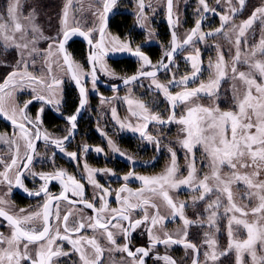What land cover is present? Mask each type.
<instances>
[{
  "label": "snow or ice",
  "instance_id": "obj_1",
  "mask_svg": "<svg viewBox=\"0 0 264 264\" xmlns=\"http://www.w3.org/2000/svg\"><path fill=\"white\" fill-rule=\"evenodd\" d=\"M117 0H102V11L98 12V18L101 21L99 31L103 36L106 19L109 12L112 11L116 5ZM221 3V0H217ZM228 4V12L230 14L217 13L214 8H210L207 0H199L202 6L203 13L212 12L220 15L221 27L215 29V33L209 32L207 35H214L223 33L224 36H229V31L225 29V25L229 20L234 18L236 8L233 6V0H226ZM241 7L245 4V0H238ZM138 22L141 27L144 26L143 21L146 19L144 15V0H138ZM19 8V0H10L7 9V18L0 16V40L5 44H14L17 48L28 49L29 44H34L35 41H27L23 44L17 43V34L20 40H25L27 36V27L20 23L17 15ZM173 0H167L168 22L170 27L173 26L172 20ZM199 11V9H198ZM258 14L264 18V8H257L252 16L242 22L239 26H235L231 31L235 32V47L236 52L233 57L231 71L234 74V79H239L246 85V90L243 96H236L237 109L221 111L217 107H206L201 104H192L186 108V114L177 118L175 108L178 104H188L193 98L199 99L200 94L204 93L212 96L214 89H218L221 79L224 78L225 64L224 57L221 54L218 62L210 67L215 68V78L210 79L209 82H200L198 86L191 87L189 81H195L198 74L201 72L200 66V50L197 48L194 54H189L185 57L186 61L191 63L192 72L182 76L179 80L173 74L172 78L167 83L159 82L156 77L159 71H169L170 65L173 62L174 54L178 49L183 50L184 46L194 45V38L199 36V40L205 39V34L202 32L203 15L196 20L195 26L187 34L183 41H179L175 30L172 32V47L170 51L165 52L167 62L162 59L159 65H152L149 57L145 55L139 47L132 50L129 43H122L118 38L114 39L112 52L129 51L132 55L139 58L141 68L136 75L131 77H124L123 83L131 85L134 81L141 77L152 78V86L169 101L172 109L167 119L163 118L159 113L151 111L142 100L134 98L131 95L132 89L129 88V95H126L123 100L128 105L131 116L135 118L137 123L123 122L117 118V110L112 108L113 119L119 124L120 129H127L133 133H138L140 137L149 143H155L157 150L160 148V140L154 137L150 132L149 124L155 123L158 125H165L170 123H177L182 125L184 137L179 140V143L188 154H191L193 159L187 165V175L179 174V166L177 163V154L171 147L168 151L171 153V162L166 167L163 173L155 176H141L135 175L133 172H128L122 177L126 182L116 192V200L120 204L119 208L109 210V202L107 197L111 194V190L103 187L96 179L97 173L112 175L110 169H93L84 164L86 172V179L89 184L97 189L96 196L93 199H98L100 207L97 208L93 202L84 200V185L74 175H69L63 169L53 170L50 173H36L31 170L34 154L36 152V141L43 139L46 145H51L53 148L59 150L73 160L78 161V153L68 152L65 148V142L69 140L73 132L77 128V118L81 110L84 109L87 103L86 87L82 81L90 75L93 85V90L96 87L98 79L97 67L106 75H114L109 73L104 62V57L108 54V50L103 47V40L94 45L99 49L98 52H90L88 57L91 73L85 72L81 65L77 64L71 59L65 50V44L72 36L80 35L88 41L89 45H93V40L90 37V32L83 31L79 28L66 29L63 32L62 38L56 41L58 50L63 54L64 63L68 67V72L71 73V79L75 81L79 89V106L76 114L66 117L70 126L67 136L63 138H53L46 131H42L41 113L44 111L43 106L37 113L35 120L28 115L29 105L33 101L42 102L43 105H55V110L59 111L60 100L52 98L56 90L61 84L60 80H54L52 83H46L43 86L47 88L49 95L42 93H35L31 99L27 100L22 106L15 105L11 108L6 106L3 97H0V118L10 121L13 128L19 130L18 139L25 141V148L27 149L25 155H19V146L15 139H6V134L0 136V141L10 143L16 146V154L11 157V162L5 164V170L0 172L3 177V183H6L9 192L13 186L23 188L29 196L45 197L44 203L40 205L41 211L30 212L27 209L21 208L19 213H11L4 207H0V217L7 221L8 227L11 229L9 236H4L0 233V264H57V260L61 256H70L68 251L58 244V241H67L75 253L79 254L81 264H102L103 249L95 238H88L87 236H77L84 229H91L93 231L102 229L110 244L115 246L116 251H121L127 254L130 258V264H147V259L152 258L151 253L157 245L163 244L171 246L175 244H182L185 248H191L199 255L197 246L187 240V231L183 233L180 238L174 236L167 231L163 236L157 234L154 229L157 225H164L167 218L160 215L159 206L154 202L153 197H157L170 209L171 217H179L183 221L185 228L190 226L191 222L185 217L184 211L187 207L186 202L177 203L171 191H178L182 187L190 189L193 193L199 192V196H193V200L203 201L212 193H219L216 200L210 201L205 209L209 213L208 222L209 227H214L219 218V209L223 206L225 217L228 220V245L224 251L217 250V240L211 235L206 234L204 243L208 246V250L204 252L205 264H215L221 256L227 255L231 251H235L236 264H245L243 259L244 254L251 256L252 264H264V255H258L257 245L264 246V180H259L262 170H264V39H261L259 44L248 45L247 41H242L241 37L245 36L246 31L251 28L253 22L257 19ZM67 11H65V17ZM29 26L33 32L37 29L32 24L31 17L28 18ZM230 38V37H229ZM231 39V38H230ZM244 48H241V45ZM52 48V45H49ZM32 51H36L35 48ZM23 62V61H22ZM247 65L248 71H238L239 64ZM26 67V66H25ZM150 67L151 70L145 71V68ZM20 76V82L17 83L15 78ZM37 80L36 77L31 76L26 70L21 72L15 70L11 72L8 77L0 84V93H5L11 96V92L5 90L11 85L13 88L19 87L23 89L24 81ZM38 83L40 81L37 80ZM173 86L181 87L182 90L172 93L170 88ZM254 90V91H253ZM113 91H116L114 88ZM109 102L102 99V103ZM16 135L15 133L13 134ZM101 135H105L101 131ZM108 145L113 152H119V149L113 142L108 139ZM200 146L209 161L207 165L210 169V174H204L201 178L197 173L195 164L194 149ZM89 146L84 145L82 151L87 153ZM97 153L103 149L96 147L94 149ZM120 155L126 156L125 153L120 152ZM131 159V157H126ZM224 166L231 169L230 172L224 173ZM252 168L251 173L240 172V169ZM15 169L14 184L13 179L8 175L10 171ZM26 172H29L33 177L39 176V179L44 183L36 191H30L24 187L22 177ZM136 179L142 183V187L136 192L127 186L130 179ZM57 181L60 183L62 191L59 195H52L49 191V183ZM243 183L248 191L246 196L248 198L255 197L258 201L257 205L248 208L247 205L241 207L235 202L232 185ZM71 192L72 196L77 197V200H72L67 193ZM122 193H128L127 196H122ZM7 195V193L5 194ZM226 195L227 205L221 203V196ZM136 199V203H132V198ZM244 197H241L243 200ZM59 201H67L69 204L82 203L84 208L91 209L94 213L90 217H80L73 222V226H69L68 221L71 212L65 213L63 217L60 216ZM7 204V201L0 197V206ZM55 207V223L56 228L53 231V215L52 208ZM148 208L155 209L149 215ZM143 209L144 215L142 217L133 218V213ZM249 211L255 217L252 222H249L245 217L249 215ZM106 212L109 215H104ZM231 213V215H228ZM239 213V216L236 214ZM42 218V229L37 230L30 225L33 221ZM87 220V223L85 222ZM60 224L63 225V231L60 230ZM142 225H149L147 228L149 236V245L147 247H139L134 251L129 246L131 233ZM233 225L242 227L246 233L247 238L242 239L238 234V228H233ZM116 229L117 232H113ZM120 234L124 237L125 243L123 246L117 245L115 239L116 235ZM76 237V238H74ZM35 245V248L31 246ZM85 245L94 250V258H91L86 252ZM156 260H163L164 264H175V262L168 256H155ZM192 264H200L198 258H194Z\"/></svg>",
  "mask_w": 264,
  "mask_h": 264
},
{
  "label": "flooded vegetation",
  "instance_id": "obj_2",
  "mask_svg": "<svg viewBox=\"0 0 264 264\" xmlns=\"http://www.w3.org/2000/svg\"><path fill=\"white\" fill-rule=\"evenodd\" d=\"M121 1H119V5ZM246 2L247 3L251 2V0H246ZM207 3L210 8H214L216 12L220 14H225V9L228 6L226 0H221V3L219 4H217V0H207ZM144 5H146V0H144ZM149 5L151 8L152 4L149 3ZM128 8L131 9V6H129ZM158 13L162 17L161 22L164 23V27L167 32V36H166L167 38L165 39L164 37L160 36V33L158 32L156 25L155 30L158 32L159 36L157 38V42L154 44L141 45V43L145 42V38L143 35L139 33V31H134L133 26L135 24V17L129 11L117 10L115 13L110 12L111 18L106 31L114 34L119 39L120 42H123V40L128 41L132 38L136 43V46L140 47L141 51L149 57L152 65L159 64L160 61L163 59L162 48L163 47L166 48L168 45L170 46V50H171L172 47V37L166 22V0L164 5V11L160 9L158 10ZM126 14H129L131 16V26L127 30V32L124 33V35L119 36L116 33L112 32L110 28V24L114 19L118 18L121 15H126ZM201 15H203L202 32L205 34V39L201 41L199 40V36H197L196 38H194V45L185 46L184 49L181 51L180 49H178L177 51L178 53L174 57L170 67H172L173 74L175 75L177 80H179L182 76L186 74H190L192 72L191 63L189 61H186L185 57L189 54H194L195 50L198 48L200 50V66L202 70L198 74V78L195 81H191V80L189 81V85L191 87H196L199 85L200 82L207 83L209 82L210 79L215 78L216 75L215 68L210 67V65H215L218 62L220 55L222 54L224 57L226 74L224 78L221 79L218 89H214L212 96L207 95L205 97L207 99H205L202 95L203 93H201L199 99L193 98V100L190 101V104H201L207 106L204 103H206L210 97H214V99L216 98V103L219 105L221 111H227V110L238 111L236 95H240L242 97L243 93L246 90V85H244V83L239 79H234V74L231 71L233 57L235 56V52H236V47L234 44L235 33H230L231 31H229V36L226 37V41L228 43L222 41H216L217 39L219 40L220 37L224 36L223 33L207 35V33L209 32L215 33V29L221 27L220 15L213 14L212 12L203 13L202 6L199 4V0H185L184 4L181 5L180 12H176L174 10V0H173V11H172L173 26L171 27L172 31L173 29L175 30L179 41L182 42L183 39L186 38L187 34H189L190 30L195 26L196 20L199 19ZM241 21H246V20L245 18H242ZM226 26L227 25H225V29ZM72 28H78V27H72ZM260 33H262V29L261 31H259L258 26L255 24V26L253 25V27H251L246 31L245 36L241 37V40L242 41L246 40L248 45L259 44L258 39H260L259 38ZM98 34L96 36V43H98ZM104 35L102 36L101 40L103 39ZM91 39L93 40L92 37ZM164 39L165 41H163ZM76 40H79L84 44L85 47L84 57L86 58L85 64L90 72L88 66V59H87L88 54H90V52H98L99 49L94 47V45L96 44L94 40H93V45H90L89 49L87 47L86 42L82 38ZM70 44L71 43L65 45L66 52L71 57V59L75 61L73 54L69 50ZM220 45H222L221 48ZM130 47L132 48V50H135L134 48L135 46H132L130 44ZM152 47H155L159 50V59L157 61H153L152 56L149 53ZM241 48L242 49L244 48L243 44L241 45ZM128 53L131 52L124 51L121 53H113L108 50L107 55L111 57H119V56H124ZM108 56H105L104 59L107 61V66H109L110 69L115 74H118L113 67V64L115 62L124 61V60H133L137 64V60H139V58H130V57L118 59V60H110ZM164 60H166V57L164 58ZM237 67H238V71H248L247 65H244L242 63L239 64ZM147 69L148 68H146L145 70ZM137 72L138 71L136 70L134 73L130 75H133ZM163 73H161L156 78L160 77ZM97 75L104 83L109 85L117 84L122 80V78L130 76V75L125 76L118 74L122 76V78H120L117 81H113L114 79L105 76L104 73L100 71L99 67H97ZM70 83H71V88L75 91L77 97L76 108L74 112L72 114H66L67 108L65 105L64 93H63L62 102L59 107V111H56L53 105H50V107L48 105H45L47 107V110L45 111V113L40 114L42 121L41 130L46 131L53 138H63L64 136L68 135L70 126L68 124L66 117L76 114L77 108L79 106L80 96L77 93L75 87L73 86L71 80ZM96 86L97 89L93 98L88 97L86 91L87 103L85 105L83 114L76 121L77 123L76 130L73 132L69 140L65 142V148L68 152L78 153V161L71 159L69 156L53 148L51 145H46L44 140L40 139L35 142L36 152L34 154L33 163L31 165L32 171H35L36 173H50L53 170H57V169L65 170L69 175H74L84 185L83 199L93 202L96 205V207L99 208L100 207L99 200L93 199V197L96 196L98 190L95 189L93 185L88 183L86 179V172L84 170V164L87 163L88 166L93 169H105V168L110 169L113 173L112 175L103 174V173L96 174V179L98 180V182L103 187H106L111 190V194L107 197V200L109 202V210L120 207V204L116 200V192L122 186L125 185L126 182L122 179V177L126 175L128 172L131 171L135 175L149 176V177L159 175L164 172L166 162L169 161V159H171L170 155L168 154V149L165 146H167L168 148L171 147L173 151L176 152L177 163L179 166V174L184 176L187 175V165L192 160V155L188 154L186 150L183 149L179 143V140L182 139L185 135L184 132L181 130L183 127L182 125H172V127L169 129L170 131L165 130V128L169 127V125H158V124L149 125L148 131L150 132V134H152L154 137L160 140L159 150H157L155 143L148 144V141L142 139L138 133H133V132L126 133L125 130H122V135L120 137H117L116 139L117 148L127 152L128 154H131L133 157H137L138 159L136 158L135 160L132 161H124V159H121L117 155V153H109L107 156L106 155L104 156L102 154H97L94 149L97 146H100V144H98V139L95 137V133L92 130L93 127L89 123L88 125H86L84 122H82V118L84 117L88 101L89 100L95 101L100 96L107 95L111 92L120 91L128 86L118 89L116 91L104 89L101 86H99L97 83ZM239 87H241L242 89L240 91H237ZM178 88L179 87L174 86L171 92L176 93L182 90V89L179 90ZM10 90H7L6 92H9ZM0 97H3L6 106L9 108L15 106V103L21 104L22 106L27 100L32 98L29 97L23 102L24 95L20 94V92H15V93L11 92V97H12L11 102L8 100L7 98L8 95H6L5 93L3 94V96L1 95ZM19 100H21V103ZM38 102L39 101L34 100L33 103L29 105L27 111H28V115L31 118H33L34 115L37 114L39 111L40 107L37 104ZM185 107L186 106L184 105L178 104V106L175 108L174 111L177 118H178V114L180 113V110ZM48 114L52 115L55 118V120L52 121L48 120L47 118V116H49ZM153 129H159L160 131L158 133H152ZM13 130L19 132L18 129L13 128L10 121H6L3 118H0V135L6 134L5 137L6 139H12V136H14L13 135L14 133L12 132ZM86 133L88 134L87 137L90 138L91 140H89L87 137L85 138ZM163 134L170 135L171 140L165 141L162 137ZM123 136L126 137L122 138ZM80 141H84L85 143L78 144V142ZM16 143L19 146V155L23 157L27 149L26 148L23 149V146L20 143L18 142ZM85 144L88 145L90 149L87 153H84L82 151V148ZM16 151H17L16 146L10 143H5L3 141H0V172H3L5 170V164L11 162V157L16 154ZM195 151H200V150L198 147H196L194 149V152ZM194 159L197 168V173L202 178L203 175L205 174L204 172L206 171V168H208L207 165L209 164L206 154H204L203 156H196V157L194 156ZM223 171L224 173L228 172L227 166H224ZM8 175L11 179H13V184H14L15 169L10 171ZM0 181H3L2 176H0ZM22 181L24 187L30 191L38 190L41 187V185L44 183L39 179V176L33 177L29 172L25 173V175L22 177ZM237 184L240 193H242L239 194V192H237L236 194H239V197L237 196L234 197L235 202L237 204H239L241 207L247 205L248 208L250 209L251 208L250 206H253L258 203L257 200L254 201V197L248 198L246 196L247 190L244 188L243 183H237ZM127 186L131 188L133 192H136L138 189L142 187V183L132 178L127 182ZM49 191L52 195H59L60 192L62 191L60 183L57 181H51L49 183ZM0 193H1L0 197H2L7 201V204L2 205L0 207H4L7 211L11 213H19V210L21 208L27 209L30 212L32 211L42 212V209H40L39 206L44 203L45 197L43 194L41 196H29L27 192L23 190V188H19L15 186H13L11 188V191L9 192L8 185L3 182H0ZM6 193L7 195H5ZM170 194L173 196V198L177 203L180 202L187 203V207L184 211V215L191 222V224L190 226L185 228L183 221L180 220L178 216L175 218L171 217L170 209L167 208V206L163 203L161 199L157 197H153L154 202L159 206L160 215L167 218L166 223L162 226L157 225L154 231L161 236H163V233L167 231L168 233L172 234L174 238L182 237L183 233L187 231L188 234L187 240L197 246V248L199 249V255L197 256L196 252H194L191 248H185L184 245L182 244H175L171 246H165L163 244H160L157 245L155 249H153L152 253L150 254L152 258L147 259V264H164L163 260L155 259L156 255H159L161 257L164 255H168L175 262V264H192L194 258H198L200 264H205L203 248L205 249L204 246L206 244L204 243V241L206 239V234L207 235L211 234V228H209L208 220H206L205 222L202 218H200V216L204 214L203 212H205L208 203L210 201H213L215 197H217L220 194L212 193L208 195L206 199L203 201H200L198 199L194 201L193 196L195 195L196 197H198L199 192L193 193L190 189L184 187H182L178 191L173 190L171 191ZM67 195L72 200L78 199L77 197L72 196L71 192L67 193ZM127 195L128 193H122V196H127ZM223 196L220 197L221 203L222 205L226 206L227 198L226 195ZM241 197H244V199L241 200ZM131 202L136 203L137 201L133 197L131 199ZM58 203H59V211L61 218L65 213L71 212V216L68 221L70 227L73 226V222L79 219L80 217H90L94 215L92 210L84 208L82 203H77L75 205L69 204L67 201H59ZM51 211L53 213L51 217V220L53 221V231H55L56 228L55 207H53ZM154 211L155 209L152 208L147 209L149 215H151ZM109 214L110 213L106 212L104 215H109ZM219 214L220 216L225 215L223 206L219 209ZM143 215H144V210L138 209L133 213V218L142 217ZM237 216H239V213H237ZM219 219L220 217L218 218V220ZM85 222L87 223V220H85ZM226 222H228L227 218L223 217L221 226L218 224V226L220 227L219 231H220L221 241L222 240L225 241L226 238H228L227 235L228 228L225 226ZM30 226L37 230L42 229L43 226L42 218L33 221V223ZM148 226L149 225H142L140 228H137L134 232L131 233L129 246L133 251L136 248L147 247L149 245V236L147 231ZM236 228H238L239 236L242 239H246L247 238L246 231L239 226H236ZM60 230L61 232L63 231L62 224H60ZM112 231L117 232L116 229H112ZM10 232L11 229L8 227L7 221L3 220V218L0 217V233H3L4 236H9ZM80 235L87 236L88 238H95L98 241L99 245L103 249L102 264H130V258L127 257V254L121 251H116L115 246H113L108 242L106 235L104 234L102 229H97L93 231L91 229L86 228L80 234H77V236ZM115 239L117 241V245L119 246H123V244L125 243L124 237L120 234H117ZM57 243L60 244L65 251H68L70 253V256L59 257L57 260V264H81L79 254L73 251L72 246L67 241H58ZM31 247L35 248L36 246L33 245ZM263 247L264 246H261L259 244L257 245L258 255H260L261 252H263ZM85 249L88 255L91 258H94L95 255L94 250L87 245H85ZM245 256H246L245 264H247L248 260L250 259L246 254Z\"/></svg>",
  "mask_w": 264,
  "mask_h": 264
},
{
  "label": "rangeland",
  "instance_id": "obj_3",
  "mask_svg": "<svg viewBox=\"0 0 264 264\" xmlns=\"http://www.w3.org/2000/svg\"><path fill=\"white\" fill-rule=\"evenodd\" d=\"M119 1L121 0H117L116 5L113 7L111 12L115 13L117 10L129 11L135 17V24L133 26L134 31H139V33L143 35L145 38V42L141 43V45H149L156 43L159 34L155 29H156V25H158L162 19L161 15H159L158 13V10L162 9L164 11L165 0H146V5L144 8V15L146 19L143 21L144 24L143 27H141V24L138 22V12H139L138 0H122L120 2V5H119ZM184 2L185 0H174V10L176 12H180L181 5L184 4ZM9 3L10 0H7L5 3L6 12L5 14L0 16L7 18L8 15L7 9L9 7ZM55 3H57V6L54 9V11L52 10L47 11L46 9H44V6L46 7V5L42 2V0H19V8L17 15L19 17L20 23L27 27V36L25 40H20L19 39L20 34H17V43L23 44L27 41L34 40L35 43L34 44L30 43L28 49L17 48L14 44H5L3 40H0V84H2L3 81L8 77V75L15 70H19L21 72L26 70L31 76L36 77L37 80L40 81V83H38L37 80H33V81L25 80L23 89L19 87L13 88L11 85L8 87L9 89L7 90L11 89L10 91L12 93L20 92V94L24 95L23 102L29 97H33L34 95L33 89H35V93H42L48 96L49 92L47 88L44 87L43 85L46 83H52L54 80H60L61 84L59 85L58 89L55 92L54 97L52 98L59 99L61 105L62 95L67 88H71V83L68 78L67 71L62 63L56 41L61 38L63 32L66 29L72 27H78L86 32H90V36L93 38L94 42L96 43V36L99 32V28L101 24V21L98 18L97 13L102 11V0H56ZM149 3L152 4L151 8ZM233 5L236 8V13L234 18L230 19L226 26V30L228 31H231L233 27L239 26L242 22H244L241 21L242 18L248 20L252 16V13L257 8H264V0H251V2L248 3L245 0V4L242 7L238 3V0H233ZM129 6H131V9L128 8ZM65 11H67L66 17H65ZM225 14H230L228 12V6L225 9ZM29 17H31L32 24L35 25L37 29L36 32H33L31 26H29L28 23ZM254 22L253 25L255 26L256 24L259 28V31H261L262 29V33H260L261 37L259 36L260 39H258V43H259L261 39H264V18L260 17V15L258 14L257 19ZM253 25L251 27H253ZM230 33H235V32L231 31ZM115 38L117 37L114 34L106 31L102 39L103 47L111 51ZM76 39H80L78 35L72 36L66 44H69ZM216 41H222L228 43L226 41V36H222L219 38V40L217 39ZM128 42L132 46H135L134 47L135 49L137 48L136 43L132 38L128 41L123 40L122 43H128ZM49 45H52L51 49L49 48ZM221 47L222 45H220V48ZM33 48H35L36 51H32ZM166 51H170V46L167 45L166 48L164 47L162 48L163 59L165 58ZM9 52L10 54H13L15 57V61L12 62V64L8 63V61L5 60V57L8 55ZM113 53H121V52H113ZM75 62L81 65L82 68L85 70V72L90 73L88 67L85 64L86 63L85 57L82 60L75 59ZM104 62L107 66V61L105 59ZM137 65H138L137 71H139L141 68V62L139 60H137ZM155 65H159V64H155ZM107 69L109 73L114 74V75H106L104 73V75L107 76L108 78H113L114 79L113 81H117L120 78H122V76L115 74L110 69L109 66H107ZM172 76H173V69L172 67H170L169 71H165L160 77L156 79L159 82L167 83V81L170 80ZM15 80L17 83H19L20 76L18 75L15 78ZM151 80L152 78L144 79L139 82H135L134 84H131L120 91L111 92L107 95L100 96L95 101H90V100L88 101L84 117L82 118V122H84L86 125H88L89 123L93 127L92 130L95 133V137L98 139V144H100V146L97 147L103 149V151L100 153L96 152L97 154H102L104 156L105 155L107 156L109 153H117V155L121 159H124V161H132L137 158V157H133L131 154H128L123 150H120L119 148H118L119 152L125 153L126 156L120 155L119 152H113L108 145V139L113 140V142L116 145L117 137H120L122 135V129H120L119 124H117L116 120H114L112 116L111 110L113 107H115L117 110V118L119 120L126 123L127 122H131L133 124L137 123L135 118L131 116L128 105L123 100V98L126 95H129V88L132 89L131 95L134 98L142 100V102H144L151 111L159 113L165 119H167V117L170 114H172L169 101L163 96V94L159 93L154 88V86H152ZM82 82L86 86L88 97L93 98L96 93L97 86L95 87V90H93L91 76L88 75L85 78V80ZM173 88L174 86L170 88V91H172ZM178 89L181 90L182 88L179 87ZM241 89L242 88L239 87L237 91H240ZM3 94L4 93H1L0 96L1 95L3 96ZM202 95L204 98L207 96L204 93ZM7 98L10 102L12 101L11 96H8ZM102 99L105 101H110V103L109 102L102 103ZM19 101L21 103V100ZM17 104L18 103H15V105ZM37 104L39 105L40 108L43 106L44 111L42 113H45L47 107L43 105L42 102H38ZM204 104L207 105L206 107H213V108L217 106L219 107V105L216 103V98L214 99V97H210L208 101ZM181 105H184L186 107L180 110V113L178 114V118L186 114V108L188 106H192L190 102L187 105L186 104H181ZM53 106L54 108L56 107L55 105ZM36 115L37 114H35L34 117L32 118L33 120H35ZM165 125H169V127L165 128V130L170 131L169 129L172 127V125H179V124L173 122ZM123 130H125L126 133L131 132L127 129H123ZM101 131H103L105 135H101ZM159 131H160L159 129H153L152 133H158ZM12 132L16 134L15 136H12V139H15L16 142L20 143L23 146V149H25V141L18 139L19 132L15 130H13ZM163 135L162 137L165 141L171 140L170 135H164V136ZM87 136L88 134L86 133L85 138ZM124 137L126 136H123L122 138ZM88 139L91 140L90 138ZM84 143H85L84 141L78 142V144H84ZM165 147L168 149L167 146ZM197 147L199 148L200 151L194 152L195 157L203 156L205 154L203 148L200 146ZM168 154L171 157V153L169 151ZM126 157H131V159H128ZM170 162L171 159H169V161L166 162L164 170L166 169L167 166H169ZM252 170H253L252 168H245V169H240V172L251 173ZM230 171L231 169L228 168V172ZM204 173L210 174L209 167L206 168V171ZM257 179L264 180V170L261 171L260 176L257 177ZM243 186L248 191V189L244 184ZM232 191L234 197L236 196L239 197V194H242L240 193L238 184L232 185ZM237 192H239V194H236ZM216 198L217 197H215L214 200H216ZM255 200L257 199L254 197V201ZM256 205L257 204L250 207H254ZM203 213L204 214H202L200 218H202L206 222V220H208L209 213L206 211ZM228 215L231 214L229 213ZM219 217L220 219L217 220L216 225L214 227H211L210 235L217 240V250L224 251L227 249L228 238H226L225 241L224 240L221 241L220 231H219L220 227L218 226V224L221 226L222 219L223 217H225V215L220 216L219 214ZM245 219H247L249 222H252L255 219V217L249 211V215L245 217ZM225 226L228 228V222H226ZM233 228H236V225H233ZM204 247L205 249L203 248V251L205 252L206 250H208V246L205 245ZM245 254L250 259L248 260L247 264H252L251 256L247 253ZM245 254L243 257L244 261L246 258ZM260 255H264V247H263V252H261ZM209 264H212V262H209ZM215 264H236L235 251L233 250L229 252L227 255L221 256L220 259L215 262Z\"/></svg>",
  "mask_w": 264,
  "mask_h": 264
},
{
  "label": "trees",
  "instance_id": "obj_4",
  "mask_svg": "<svg viewBox=\"0 0 264 264\" xmlns=\"http://www.w3.org/2000/svg\"><path fill=\"white\" fill-rule=\"evenodd\" d=\"M6 1L7 0H0V15L5 14L6 12ZM55 1L56 0H42V2L46 5V7L44 6V9H46L47 11H54L57 6V3H55ZM130 26L131 16L129 14L119 16L118 18L114 19L110 24L112 32L116 33L119 36L124 35V33L127 32V30L130 28ZM157 30L160 33V36L164 37L165 39L167 38V32L163 22L157 25ZM165 39L163 41H165ZM69 50L71 51L75 59L82 60L85 56L84 44L79 40L72 41ZM149 53L152 56L153 61H157L159 59V50L157 48L152 47ZM5 60L8 61V63L12 64V62L15 61V57L9 52L8 55L5 57ZM113 67L118 74L125 76L130 75L137 70V64L133 60L115 62L113 64ZM76 100L77 97L75 91L72 88H67L64 91V101L67 108L66 114H72L74 112L76 108ZM48 115V120H55L52 115Z\"/></svg>",
  "mask_w": 264,
  "mask_h": 264
},
{
  "label": "water",
  "instance_id": "obj_5",
  "mask_svg": "<svg viewBox=\"0 0 264 264\" xmlns=\"http://www.w3.org/2000/svg\"><path fill=\"white\" fill-rule=\"evenodd\" d=\"M110 18H111V15H110V12H109V14H108V16H107V19H106V27H105L104 33H105V31L107 30V28H108ZM166 22H167V26H168L169 32H170V34H171V37H172V32H173V31H172V28L170 27L169 22H168L167 0H166ZM104 33H103V35H104ZM77 35H78V34H77ZM78 36H79L80 38H82V39L86 42L87 47H88V49H89V46H90V45H89L88 41L85 40L82 36H80V35H78ZM61 38H62V37H61ZM101 38H102V35H101L100 31H99V34H98V43L101 42ZM65 45H66V44H65ZM184 47H185V46H184ZM65 50H66V47H65ZM180 51H181V50H180ZM180 51H179V52H180ZM177 53H178V52H177ZM177 53L174 54V57L177 55ZM89 55H90V54H88V57H89ZM106 56H108V55H106ZM61 57H62V62H63L64 66H65V68H66V71H67V73H68V76H69V78H70V80H71L73 86L75 87L77 93L79 94V89L77 88L75 81L71 79V73L68 72V67H67V65L64 63V58H63V54H62V53H61ZM128 57H130V58H138V57L132 55V53H128V54H126V55H124V56H119V57H111V56H108V58H109L110 60H118V59H123V58H128ZM87 59H88V58H87ZM165 62H167V60H165ZM88 66H89V69H90V72H91V66H90L89 59H88ZM149 68H150V67H148V69L145 70V71L151 70V69H149ZM163 72H164L163 70H162V71H159V72L157 73V76H159V75H160L161 73H163ZM137 73H138V72H137ZM137 73H135V74H133V75H136ZM133 75H130V76H128V77H131V76H133ZM143 79H151V78H149V77H141L140 79L134 81L132 84H134L135 82H138V81H140V80H143ZM96 83H97L99 86H101L102 88L107 89V90H113L114 88H115L116 90H118V89L124 88V87H126V86H129V85H125V84L123 83V79H122L119 83H117V84L109 85V84L104 83V82L98 77ZM79 96H80V95H79ZM48 106L50 107V105H48ZM84 108H85V107H84ZM83 111H84V109L81 110L80 114L78 115V118H80V116L83 114ZM78 118H77V119H78ZM150 124H155V123L153 122V123H150ZM150 124H149V125H150Z\"/></svg>",
  "mask_w": 264,
  "mask_h": 264
}]
</instances>
